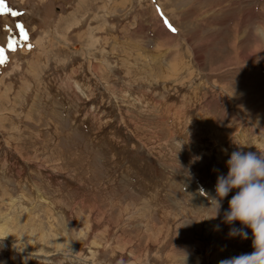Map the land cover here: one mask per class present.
<instances>
[{"label":"rangeland","instance_id":"obj_1","mask_svg":"<svg viewBox=\"0 0 264 264\" xmlns=\"http://www.w3.org/2000/svg\"><path fill=\"white\" fill-rule=\"evenodd\" d=\"M0 50V264L253 251L207 208L264 149V0H0Z\"/></svg>","mask_w":264,"mask_h":264},{"label":"clouds","instance_id":"obj_2","mask_svg":"<svg viewBox=\"0 0 264 264\" xmlns=\"http://www.w3.org/2000/svg\"><path fill=\"white\" fill-rule=\"evenodd\" d=\"M226 166L227 176L218 175L215 196L209 198L207 209L212 214L208 219L219 216L222 201L235 191L223 214V222L230 226L234 222L241 225L240 228H230V238L246 240L248 232L244 229H249L253 251L221 260L220 264H264V149H257L256 152L233 151ZM216 227L219 229L218 225Z\"/></svg>","mask_w":264,"mask_h":264},{"label":"snow or ice","instance_id":"obj_3","mask_svg":"<svg viewBox=\"0 0 264 264\" xmlns=\"http://www.w3.org/2000/svg\"><path fill=\"white\" fill-rule=\"evenodd\" d=\"M165 24L169 27V29H170L172 32H175V31H176V29H175L174 27H172V26L168 23V21L165 20ZM2 55H3V51L0 50V56H2Z\"/></svg>","mask_w":264,"mask_h":264}]
</instances>
